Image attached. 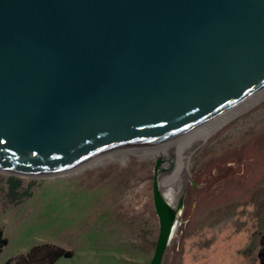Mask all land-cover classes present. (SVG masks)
<instances>
[{
  "label": "water",
  "instance_id": "obj_1",
  "mask_svg": "<svg viewBox=\"0 0 264 264\" xmlns=\"http://www.w3.org/2000/svg\"><path fill=\"white\" fill-rule=\"evenodd\" d=\"M264 86V0H0V170L165 142ZM161 264L174 221L157 183Z\"/></svg>",
  "mask_w": 264,
  "mask_h": 264
},
{
  "label": "rangeland",
  "instance_id": "obj_2",
  "mask_svg": "<svg viewBox=\"0 0 264 264\" xmlns=\"http://www.w3.org/2000/svg\"><path fill=\"white\" fill-rule=\"evenodd\" d=\"M152 145L158 157L128 147L69 172L0 170V234L7 239L0 264H45L58 249L72 255L52 264H148L159 233L155 162L160 159L157 174H167L178 161L175 145L140 147ZM188 173L181 221L161 264H260L264 98L199 145Z\"/></svg>",
  "mask_w": 264,
  "mask_h": 264
},
{
  "label": "bare ground",
  "instance_id": "obj_3",
  "mask_svg": "<svg viewBox=\"0 0 264 264\" xmlns=\"http://www.w3.org/2000/svg\"><path fill=\"white\" fill-rule=\"evenodd\" d=\"M263 98H264V86H262L260 89L247 96L242 101L234 104L233 106H230L224 111H221L219 114L197 125L191 130H188L180 135H177L176 137L169 139L164 143L160 142L161 148L166 150L170 149L171 146L175 145L176 146V148H174L175 157L178 159L177 162L172 161L173 165L170 172H168L167 174L158 173L156 178L163 199L167 203L168 208L172 209L174 213V221L171 230L170 241L173 239L176 233L175 230L181 221V216L184 210L183 193L187 185V181L190 179L188 173L189 156L199 145L204 143L207 138H209L218 129H220L221 126H224V124L228 122L231 118L237 115L240 111L250 108L251 106H253V104L259 102ZM118 150L120 151L126 149H118ZM133 151L138 153L149 151L153 154V156L155 157L159 156V149L157 148V146L155 147L153 145L143 148L135 147ZM111 152L114 151L103 153L93 158L78 162L74 165L66 167L63 171L60 172L73 171V168L75 169L77 166L85 162H87V164L93 161L96 162L99 160L96 158ZM171 154L173 158L174 157L173 152H171Z\"/></svg>",
  "mask_w": 264,
  "mask_h": 264
},
{
  "label": "trees",
  "instance_id": "obj_4",
  "mask_svg": "<svg viewBox=\"0 0 264 264\" xmlns=\"http://www.w3.org/2000/svg\"><path fill=\"white\" fill-rule=\"evenodd\" d=\"M19 180L17 179L15 182L12 183V186H14L15 188H17L19 186ZM244 239V238H242ZM7 243V239L5 237H1L0 234V249L3 245H5ZM71 252L69 251H64L62 249H58L53 251V253L50 254V259L45 263V264H52L56 261V259H58L61 256H71ZM257 258L260 262V264H264V240L262 238V236L260 237L259 240V247L257 250ZM6 264V263H4Z\"/></svg>",
  "mask_w": 264,
  "mask_h": 264
}]
</instances>
